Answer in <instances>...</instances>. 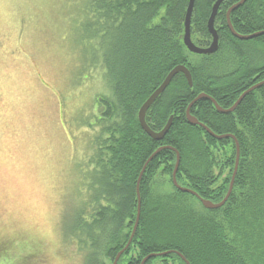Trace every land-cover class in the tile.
<instances>
[{
    "label": "trees",
    "instance_id": "trees-1",
    "mask_svg": "<svg viewBox=\"0 0 264 264\" xmlns=\"http://www.w3.org/2000/svg\"><path fill=\"white\" fill-rule=\"evenodd\" d=\"M214 1L194 0L190 29L196 28L201 45L210 39L206 21ZM234 1L220 3L215 27L220 49L229 44L234 55L241 53L244 64L238 65L234 56L219 60L210 56L204 61L202 55L193 57L186 49L182 35L188 0L67 3L69 43L80 54L81 82L84 77L91 79L95 68L93 78L101 85L93 94L91 114L84 118L90 132L82 152L85 162L76 165L85 180L83 194L88 196L70 217L64 214L68 243L75 245L82 264H111L125 246L136 216L139 172L159 146L174 147L179 153L177 183L214 203L227 192L235 158L233 139H216L201 126L189 124L185 110L201 91L227 108L242 91L264 78V35L251 39L260 42L259 47L233 46L237 38L227 27L225 12ZM230 21L241 34L264 29V0H246L231 11ZM203 63L208 67L205 71ZM178 64L188 68L192 85L181 72L175 74L147 109L145 121L155 131L172 116L167 133L154 140L140 127L137 111ZM190 114L214 133H230L238 140L239 161L231 192L220 207L205 208L197 197L175 188L171 179L175 152L162 149L142 174L138 225L116 264H140L147 254L169 250L164 257L174 264L184 261L173 250L189 264H264V84L246 94L231 112L220 113L202 98L192 104ZM165 183L169 189L162 188ZM11 248L28 249L17 241ZM27 251L23 264L31 258ZM0 259V264H15L17 258ZM166 259L150 258L144 264H167Z\"/></svg>",
    "mask_w": 264,
    "mask_h": 264
},
{
    "label": "rangeland",
    "instance_id": "rangeland-1",
    "mask_svg": "<svg viewBox=\"0 0 264 264\" xmlns=\"http://www.w3.org/2000/svg\"><path fill=\"white\" fill-rule=\"evenodd\" d=\"M70 1L0 0V258H17L15 264L24 263L28 249V264H82L68 243L64 214L70 217L88 196L76 165L85 162L84 118L101 85L95 68L81 82L80 54L66 24ZM224 48L212 58L232 56L230 45ZM15 241L28 249L15 252Z\"/></svg>",
    "mask_w": 264,
    "mask_h": 264
},
{
    "label": "water",
    "instance_id": "water-1",
    "mask_svg": "<svg viewBox=\"0 0 264 264\" xmlns=\"http://www.w3.org/2000/svg\"><path fill=\"white\" fill-rule=\"evenodd\" d=\"M222 1L223 0H215L213 2L212 6H211V11H210L209 17L207 19L206 26H207L208 32L211 34V38L212 39H211V42H210V44H209L208 47H200V46L195 45L192 42L191 37H190V20H191V14H192L193 6H194V0H188V5H187L186 11H185L184 22H183L182 42H183V45L186 47V49L190 53H194V54H211V53H213V52H215L217 50V48H218V34H217L216 28L214 27V20H215V16H216L218 7H219V5H220V3ZM244 2H245V0H238L237 2H235L234 4H232L231 6H229V8L226 10V13H225V16H226V24H227V27H228L230 33L233 36H235L236 38H239V39H250V38L257 37L259 35H264V29L258 30V31H255V32H252V33H249V34H240V33H238L233 28V26L231 24V21H230V13H231L232 10H234L238 6L242 5ZM179 72H181L184 75V77L186 78V81H187L188 85L191 86L192 85V77H191V73L188 70V68L185 65H183V64L175 65L166 74V76L164 77V79L162 80V82L153 90V92L143 101V103L138 108V111H137V119H138L139 125L145 131V133L148 136H150L152 139H154V140H160V139H162L164 137V135L167 133L169 127L171 126L172 116H170L168 118L167 122L164 124V126L160 130L155 131V130H152L147 125V123L145 121L146 111L151 106V104L156 100V98L168 86V84L170 83V81L172 80V78L175 76V74H177ZM263 84H264V78L261 79V80H259V81H257V82H255L254 84H252L251 86H249L248 88H246L244 91H242L240 93V95L237 97V99L233 102V104H231L227 108L221 107L216 102V100L213 97H211V96H209V95H207L205 93H199V94H197V96L195 98H193L189 102V104L187 105L186 110H185V117H186V120H187V122L189 124L201 126L209 135H211L212 137H214L216 139L231 138L234 141V144H235V158H234L233 171H232V174H231V178H230V181H229V186H228L227 192L225 193V195L223 196V198L219 202L214 203V202H212L209 199H204V198L199 197V195L194 190H192L190 188H187V187L180 186L177 183V180H176V172L178 170V165H179V162H180V156H179L178 151L174 147H171V146H159L145 160V162L143 163L142 168H141V170L139 172V175H138V178H137V182H136V198H137V204H136L135 221H134V224H133V227H132L130 236H129V238H128L126 244H125V246L121 250H119L117 252V254L115 255V257H114V259H113V261H112L111 264H116L117 263L120 255L122 254V252L124 251V249H126L128 247V245L130 244V242L132 240V237H133V235L135 233V230L137 228L138 221H139V216H140V205H141V197H140V191H139L140 180H141L142 174H143V172H144V170H145L148 162L159 151H161L162 149L167 148V149H171V150H173L175 152L176 158H175L174 167H173V170H172V173H171V179H172L173 185L177 189H179L182 192H188V193H191V194L197 196V198L200 200V202L202 203V205L205 208H209V209L218 208V207H220L227 200V198H228V196H229V194L231 192L232 185H233V180H234L235 173H236V170H237V167H238L239 152H240L239 151V143H238V140L236 139V137L233 134H230V133H224V134L214 133L206 125H204L203 123L199 122L195 116H193V115L190 114V107L192 106V104L195 101H197L199 99H202V98H206V99H209L213 103L215 109L218 112H220V113H228V112L233 111L236 108V106L240 103V101L243 99V97L246 94H248L249 92L253 91L254 89L260 87ZM169 252H170V250L169 251H165V252L147 254L146 256H144L142 258V260L140 261V264H144L151 257H154L156 255H160V254L161 255H166ZM173 252L177 253L186 262V264H189V262L185 259V257L181 253H179L178 251H175V250H173Z\"/></svg>",
    "mask_w": 264,
    "mask_h": 264
},
{
    "label": "flooded vegetation",
    "instance_id": "flooded-vegetation-1",
    "mask_svg": "<svg viewBox=\"0 0 264 264\" xmlns=\"http://www.w3.org/2000/svg\"><path fill=\"white\" fill-rule=\"evenodd\" d=\"M238 0H236V1H234L232 4H234L235 2H237ZM246 1V0H245ZM231 4V5H232ZM230 5V6H231ZM229 8V7H228ZM211 11V10H210ZM226 13V12H225ZM210 14V13H209ZM208 17H209V15H208ZM208 19V18H207ZM206 23H207V21H206ZM214 27H215V20H214ZM216 28V27H215ZM196 28L194 27V29L192 28V30L190 29V37H191V40H192V42L195 44V45H197V46H200V47H208L209 46V44H210V42H211V34L209 33V36H210V39H209V42L207 43V44H205V45H201V40H202V38L200 37V35L198 34V32L195 30ZM206 29H207V26H206ZM217 30V29H216ZM262 30V29H261ZM208 31V30H207ZM258 31V30H257ZM217 34H218V48H217V50L215 51V52H217V51H219L220 50V36H219V33H218V31H217ZM241 34V33H240ZM260 36V35H259ZM235 37V36H234ZM254 38H256V37H254ZM254 38H250V39H239V38H237V42L233 45L235 48H238L239 49V46L237 45V43L238 42H240V41H244V40H251V39H254ZM222 45V44H221ZM223 46V45H222ZM230 48H231V50L229 51L230 53H231V51H232V57L234 56V59H236V64L238 65V64H244V60H242L243 59V57H242V55H241V53H239V54H233V47H231L230 46ZM215 52H213V53H211V54H198V55H202L203 57H201L202 58V60H204V61H206V60H208L209 58H210V56H212V54H214ZM205 56V57H204ZM240 56V57H239ZM201 65V64H200ZM227 65H228V63H227ZM200 67V66H199ZM208 67H207V65H205V63H203V65H201V70H206ZM210 69V68H209ZM227 69H229V68H227ZM232 75H235L236 73H237V71H236V69H232ZM258 74H256L254 77H252V79L253 78H255L256 76H257ZM263 79V78H262ZM245 82H247V81H245ZM209 90V89H208ZM212 91V90H211ZM199 93H204V92H199ZM206 94V93H205ZM208 95V94H207ZM209 100V99H208ZM179 184V183H178ZM180 185V184H179ZM180 186H182V185H180ZM183 187H185V186H183ZM176 188V187H175ZM187 188H189V187H187ZM177 189V188H176ZM177 190H179V189H177ZM180 191V190H179ZM188 193V192H187ZM189 194H191V193H189ZM193 195V194H192ZM195 196V195H194ZM195 197H197V196H195ZM179 256V255H178ZM180 257V256H179ZM151 258H158L160 261L161 260H163V259H166L165 257H164V255H156V256H154V257H151ZM150 259V258H149ZM148 259V260H149ZM180 259L181 260H183L181 257H180ZM167 261H166V263L167 264H174L171 260H170V258H168V259H166ZM184 261V260H183ZM188 261V260H187ZM184 264H186V262L184 261Z\"/></svg>",
    "mask_w": 264,
    "mask_h": 264
}]
</instances>
